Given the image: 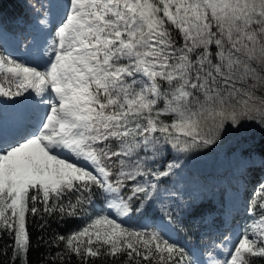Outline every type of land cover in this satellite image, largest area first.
<instances>
[{
	"label": "rangeland",
	"instance_id": "374dc122",
	"mask_svg": "<svg viewBox=\"0 0 264 264\" xmlns=\"http://www.w3.org/2000/svg\"><path fill=\"white\" fill-rule=\"evenodd\" d=\"M86 1L92 2L88 7L95 13L89 20L92 23L83 26L75 40L65 44L61 59L65 60L77 49L82 56L88 60L99 61L101 65L110 61V57L121 54L130 56L138 71L141 62L145 60L150 68L155 65L156 59L149 49L154 37L153 20L159 11V6L154 0H84ZM160 1L164 4L169 19L183 28L189 42L194 46L203 44L208 49L212 43L216 44L218 56L225 68V71L219 73L218 79L229 90V94L223 97L220 104L208 109L203 118H192L179 113L174 124L177 136L174 139L163 138V145L159 144L160 154L163 155L171 149L175 155L173 164L167 169H153L142 161V133L135 132L128 124L118 128L110 121V117L125 107L130 98L137 94L138 82L132 83L127 91H112L93 82L91 74L88 75L87 82L82 81L76 85L65 83V75L68 73L60 71L62 85L76 95L77 121H85L84 127H78V131L73 128L72 132L75 136L83 138L87 151L94 153L98 160L103 162L107 174L111 175L110 184L124 191L126 198L130 199L132 211L144 219H149L144 222L147 227L134 233L124 225L121 211L115 207V194H111L105 183V171L102 177L85 166L76 165L69 157L62 156L61 152L48 154V148L53 145L64 123L58 115L59 106L55 105L50 114L48 113L46 132L43 133L41 129L38 133L41 138L40 145L36 142L37 133L32 132L27 134L24 140H18L19 143L0 148V233L17 216L23 215L22 195L30 189L41 186L46 190H57L73 181H86L93 177L100 181L105 190V206L101 212L91 214L81 230L73 235L76 253H82L90 244L101 246L104 243L114 249L131 248L145 253L152 247L167 252L170 256H183L187 263L181 264H199L198 249L190 247L187 243L185 246L176 244L177 241H172L167 236V229L172 230L173 235L170 237L175 240L174 227L177 234L179 230H185L182 217L183 209L188 206V195L194 194V198H198L202 192L215 193L213 190L217 195H224V206L220 214L224 221L228 219L227 208L231 207L234 199V203L238 201L239 210H235L233 214L236 226L215 232L213 218L208 222L199 223L207 228L208 234L198 239L197 246L211 255L220 252V246L227 244L228 247H224L226 255L230 253L231 257L224 261L225 264H246L248 254L263 252L264 160L258 157L243 159L239 153L229 158H214L229 138H238L241 132H247L251 128H264V0ZM146 2L151 6L147 16L144 14ZM211 29H215L214 34H210ZM2 35L19 39L17 34L0 25V89H3L0 91V114H5L0 123L4 119L8 122L10 112L7 110L16 101L20 108H23L29 95L37 88L34 84L28 86V80L3 72L1 62H5L8 68H17L20 71L26 66L23 64L24 59L10 57L8 50L13 47L10 46L8 38ZM120 43L121 45H118ZM160 73L162 71L154 73L155 77L149 74L147 85L150 91L157 85L156 78ZM178 100L177 96L172 99L168 103L169 107L179 109ZM2 106H5V109L7 107L6 111H2ZM106 130L109 131L108 135ZM121 130L127 132L119 140L118 134ZM202 133L206 137L205 143L197 149L184 153L176 145L186 140L185 135L197 136ZM197 165L202 166L201 168L207 170L210 175L222 171L220 173H224V177L214 183L209 180L208 184L201 186L200 183H204L202 177L191 179L184 172L191 171L190 169ZM229 168L232 169L230 173L227 172ZM250 168L256 173L254 181ZM149 171L157 173L162 184L165 182L168 185L171 182L175 187L180 186L182 194L173 197L174 192L164 187L156 194L143 189L141 176ZM33 177L62 181L52 186L49 183L31 181ZM22 179L30 182L19 191L16 182ZM247 183L250 185V191L243 197L241 191ZM223 184L229 185V188H220ZM137 194L144 195V200L135 204L132 200ZM15 199L17 202L14 203ZM172 214H177L176 221ZM260 214L262 216L258 217ZM151 218L154 219L152 223ZM153 223L154 225L149 226ZM18 224L21 226L22 222ZM239 229L242 234L231 249L230 241ZM224 235L228 238L220 241Z\"/></svg>",
	"mask_w": 264,
	"mask_h": 264
},
{
	"label": "trees",
	"instance_id": "16d2710c",
	"mask_svg": "<svg viewBox=\"0 0 264 264\" xmlns=\"http://www.w3.org/2000/svg\"><path fill=\"white\" fill-rule=\"evenodd\" d=\"M7 1L11 5L4 1L0 3L4 18L21 12L22 0ZM154 1L159 6V11L153 20L154 37L149 47L156 59L150 73L155 77L154 73L162 71L156 78L160 98L155 108L137 116L134 123L144 136L156 125L160 131L159 142L163 145V138L174 139L177 136L174 124L179 113L192 118H203L208 109L220 104L229 90L218 79L219 73L225 71V68L218 56L216 44L212 43L208 49L203 44L194 46L183 28L166 15L164 4L160 0ZM214 31L215 29H211L210 34H214ZM176 96L179 99V109L175 110L168 103ZM185 138L183 143L176 145L184 153H188L202 146L206 137L202 133L197 136L185 135ZM174 144L173 142L172 145ZM236 152H240L243 158H253L256 155L264 158V128H251L247 132H241L238 138H229L219 148L214 159L229 157ZM172 159L171 149H168L155 168L167 169ZM254 175L252 173V178ZM168 186H171V182ZM172 189L179 192L177 187ZM215 193L206 191L198 198L189 197L182 217L186 230L183 232L184 238L179 241L180 245L183 240L188 239L196 242L206 233L205 229L200 230L197 220L205 219L207 213H211L215 219V231L222 229L223 221L221 218L217 220V216L221 212L223 196ZM104 197L105 190L100 181L93 177L88 181H74L59 190H46L38 186L27 191L23 195V215L17 216L0 233V264H177L184 261L181 256H170L167 252L152 247L149 249L150 257L145 260L129 256L124 249L114 253V249L104 243L101 246L90 245L98 253L96 257L76 254L72 237L81 230L85 220L96 212L93 201H98L104 207ZM195 216L197 217L194 218ZM21 222L20 226L18 223ZM21 234L25 240L21 239ZM246 263L264 264V250L260 254H248Z\"/></svg>",
	"mask_w": 264,
	"mask_h": 264
},
{
	"label": "bare ground",
	"instance_id": "6f19581e",
	"mask_svg": "<svg viewBox=\"0 0 264 264\" xmlns=\"http://www.w3.org/2000/svg\"><path fill=\"white\" fill-rule=\"evenodd\" d=\"M149 7L146 9V13L148 12ZM4 38H8L6 35H2ZM9 43H11V40H9ZM44 43V42H43ZM32 50H36L38 53H40V50H37L36 47H32ZM62 49V48H59ZM57 47L51 48V54H55L59 50ZM14 52V51H13ZM27 52L24 54L22 53L23 58H26ZM46 65L50 64L49 61H44ZM53 64H56V61L52 62ZM1 68L3 72L7 75H13L15 78L19 79H25L28 80V86H31L34 82H36L39 87H41V91H37V93L34 96H39L49 89L50 92H52L55 103H51V106L58 105V115L61 117V119H65V122L62 124L59 133L57 134L55 141L52 146L48 148V154L54 155L55 153L61 152V155L64 157H69L73 163L80 166H85L88 169L96 172L98 175L102 176L104 175L105 169L102 165H100L97 158H95L92 154H90L86 149V143L85 140L79 136H75V134L72 132L73 128H76L77 131L79 130L78 127H84L85 121L82 120L81 122L77 121L76 118V95L75 93H71L70 91H66L64 87L62 86L60 76L58 72L53 71V66H49L46 69V72H43V77H34L33 70L34 69H27L25 72H21L16 68H8V66L5 64V62H1ZM23 71V70H22ZM0 91H3V89H0ZM1 93V92H0ZM33 96L30 95L29 99ZM30 100L27 101L26 105L29 103ZM7 109V107H6ZM5 106H2V111H6ZM10 112V122L11 127L9 130L5 129L4 134L2 136V139L5 141H9L20 136L23 134L25 137H27L28 132L33 130L34 133H39L41 129L43 130V133L46 132L47 128V122L49 123L48 119H46V116H40L39 120L35 124H30L28 120V111H29V105L25 107V109L20 108L18 101H16L9 110ZM27 112V113H26ZM1 113V111H0ZM4 114V113H3ZM27 114V116L25 115ZM0 118H2V114H0ZM38 122L41 124V126L38 125ZM0 124L3 126L7 125V120L4 119ZM2 126V127H3ZM34 135V134H33ZM32 135V136H33ZM36 142L38 145L41 144V138L38 135L36 137ZM39 150V148H38ZM26 152V151H25ZM25 175V174H24ZM22 176V174H21ZM24 177V176H23ZM103 177V176H102ZM31 181H38L43 183H49L52 186L58 185V183L62 180H51L49 178L41 179L33 177L31 178ZM30 181L20 180L16 182L17 189L19 191L23 190L25 185L29 183ZM17 202L15 199L14 203ZM232 208L234 210H239L238 203H233ZM171 235V229L168 231V236ZM218 256L208 257L202 260L197 259V263L199 264H225L220 260L219 254Z\"/></svg>",
	"mask_w": 264,
	"mask_h": 264
},
{
	"label": "built area",
	"instance_id": "2783aa9c",
	"mask_svg": "<svg viewBox=\"0 0 264 264\" xmlns=\"http://www.w3.org/2000/svg\"><path fill=\"white\" fill-rule=\"evenodd\" d=\"M88 252H89V253H90V252L92 253V251H90V250H89Z\"/></svg>",
	"mask_w": 264,
	"mask_h": 264
}]
</instances>
